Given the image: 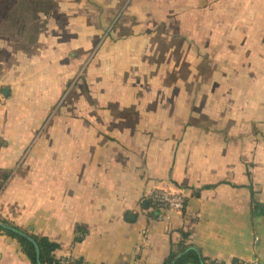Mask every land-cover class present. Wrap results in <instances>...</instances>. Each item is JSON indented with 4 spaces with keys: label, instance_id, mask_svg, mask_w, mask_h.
<instances>
[{
    "label": "crops",
    "instance_id": "obj_1",
    "mask_svg": "<svg viewBox=\"0 0 264 264\" xmlns=\"http://www.w3.org/2000/svg\"><path fill=\"white\" fill-rule=\"evenodd\" d=\"M51 1L0 34V216L84 264H264V0ZM0 264H33L4 231Z\"/></svg>",
    "mask_w": 264,
    "mask_h": 264
},
{
    "label": "trees",
    "instance_id": "obj_2",
    "mask_svg": "<svg viewBox=\"0 0 264 264\" xmlns=\"http://www.w3.org/2000/svg\"><path fill=\"white\" fill-rule=\"evenodd\" d=\"M0 220L2 222L8 223L10 225L15 226L12 222L4 219L0 216ZM19 230H22L29 236H31L37 243L40 249V261L42 264H61L59 258H56L54 252L60 247L59 244L55 241L50 240L46 236H37L27 232L24 229L15 226ZM79 231H84L81 227H78ZM0 231H4L7 234L15 237L20 245L22 246L24 252L29 257L33 264H37V257H36V250L31 241H29L26 237L16 234L13 231L6 230L0 226ZM187 237V234H185ZM81 240L82 238H77ZM69 263L71 264H84L82 259H70ZM240 261L234 260L231 264H239ZM162 264H224L216 262L215 260H210L209 258L205 257L201 251V249L194 245V244H187L183 242L176 248H172V251L168 255V257L164 260Z\"/></svg>",
    "mask_w": 264,
    "mask_h": 264
},
{
    "label": "rangeland",
    "instance_id": "obj_3",
    "mask_svg": "<svg viewBox=\"0 0 264 264\" xmlns=\"http://www.w3.org/2000/svg\"><path fill=\"white\" fill-rule=\"evenodd\" d=\"M16 2H18L19 4H23L25 7V11L23 12V14L25 13V16L27 18V22H26V27L25 28H21L20 24L17 25V29H8L6 28L8 25V21L11 19V23L15 22V17L17 16L16 13H12L8 11V7L7 6H11V4H15ZM36 0L35 2H29L27 3L26 0H0V34L2 33H6V32H18L19 35H22L25 38H34L37 34V32L40 29V25H37L35 19L37 18L36 14L34 13V10L37 7H43V8H49L52 1L51 0H39L40 5L36 4ZM8 12H7V11ZM28 11V13H27ZM23 14H20L23 15ZM8 15V17L5 19V16ZM36 16V17H35ZM17 24V23H16ZM16 24H12L13 27L16 26ZM20 29H22V31H20ZM18 40H20L18 38Z\"/></svg>",
    "mask_w": 264,
    "mask_h": 264
},
{
    "label": "built area",
    "instance_id": "obj_4",
    "mask_svg": "<svg viewBox=\"0 0 264 264\" xmlns=\"http://www.w3.org/2000/svg\"><path fill=\"white\" fill-rule=\"evenodd\" d=\"M146 195V200L151 204L159 219L166 217L170 210L182 211L186 207V197L181 191L173 192L162 188H152ZM142 235L143 239H145L147 236L146 230L142 232ZM70 259L71 257L63 258L60 260V263L69 264ZM239 264H259V262L240 261Z\"/></svg>",
    "mask_w": 264,
    "mask_h": 264
},
{
    "label": "water",
    "instance_id": "obj_5",
    "mask_svg": "<svg viewBox=\"0 0 264 264\" xmlns=\"http://www.w3.org/2000/svg\"><path fill=\"white\" fill-rule=\"evenodd\" d=\"M147 204H148V202H147ZM0 226L6 230H10L16 234L22 235V236L26 237L29 241H31L35 247V250H36L37 264H42L40 261V249H39L38 243L31 236H29L28 234H26L22 230H19L15 226L10 225V224L5 223V222H2L1 220H0ZM69 264H71V263H69Z\"/></svg>",
    "mask_w": 264,
    "mask_h": 264
}]
</instances>
